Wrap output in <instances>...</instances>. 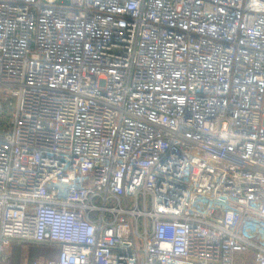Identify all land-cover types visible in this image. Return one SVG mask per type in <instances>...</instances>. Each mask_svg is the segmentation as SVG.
<instances>
[{"label": "built area", "instance_id": "built-area-1", "mask_svg": "<svg viewBox=\"0 0 264 264\" xmlns=\"http://www.w3.org/2000/svg\"><path fill=\"white\" fill-rule=\"evenodd\" d=\"M0 264H264V0H0Z\"/></svg>", "mask_w": 264, "mask_h": 264}, {"label": "rangeland", "instance_id": "rangeland-1", "mask_svg": "<svg viewBox=\"0 0 264 264\" xmlns=\"http://www.w3.org/2000/svg\"><path fill=\"white\" fill-rule=\"evenodd\" d=\"M1 122H8L9 116L6 119L3 117H0ZM22 244H13L4 254L3 258L5 259L4 264H20V263H26V264H33L35 261H40L43 259H46V253L48 247H42L38 245H24ZM240 256V255H238ZM237 256V257H238ZM242 261H240V264H246L245 258L240 257ZM3 264V263H2ZM251 264V263H249Z\"/></svg>", "mask_w": 264, "mask_h": 264}, {"label": "crops", "instance_id": "crops-1", "mask_svg": "<svg viewBox=\"0 0 264 264\" xmlns=\"http://www.w3.org/2000/svg\"><path fill=\"white\" fill-rule=\"evenodd\" d=\"M38 246L44 247L43 245H38ZM45 247H47V246H45ZM56 252L57 251L54 248L48 247L45 258H53L55 256ZM240 257L245 258L244 260L246 261V264H249V263L253 264L251 253L240 254V256L236 257V263L235 264H240V261H242L240 259ZM242 262L244 263V261H242ZM20 264H26V263H20Z\"/></svg>", "mask_w": 264, "mask_h": 264}, {"label": "trees", "instance_id": "trees-1", "mask_svg": "<svg viewBox=\"0 0 264 264\" xmlns=\"http://www.w3.org/2000/svg\"><path fill=\"white\" fill-rule=\"evenodd\" d=\"M9 109L10 108H8V107L0 105V117H3L4 119L7 120L8 116H9V111H10ZM3 124H5V122H1V120H0V127ZM23 247H25V246H23Z\"/></svg>", "mask_w": 264, "mask_h": 264}]
</instances>
